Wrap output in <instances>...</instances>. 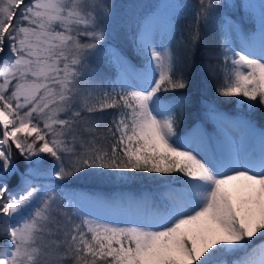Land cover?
<instances>
[{"label":"snow or ice","instance_id":"obj_1","mask_svg":"<svg viewBox=\"0 0 264 264\" xmlns=\"http://www.w3.org/2000/svg\"><path fill=\"white\" fill-rule=\"evenodd\" d=\"M227 7L197 0L189 43ZM236 7L251 27L223 18L209 71L220 96L264 107V0ZM110 14L107 0H0V264H264V129L216 148L178 137L167 94L187 83L175 52L146 18L136 68L105 48ZM132 172L182 186L158 206L61 186Z\"/></svg>","mask_w":264,"mask_h":264},{"label":"trees","instance_id":"obj_2","mask_svg":"<svg viewBox=\"0 0 264 264\" xmlns=\"http://www.w3.org/2000/svg\"><path fill=\"white\" fill-rule=\"evenodd\" d=\"M193 6L182 11L173 22L170 48L175 52L177 67L183 73L187 87L171 91L167 99L177 105L176 133H185L193 124L201 121L212 134L214 119L209 116V109L215 106L229 113H240L248 118L260 130L264 129V107L257 104L250 108L247 104L238 102V98L222 97L217 93L220 76L209 71L210 65L218 63L217 57L222 48L224 37L221 32V23L226 14L234 16V12L227 8L214 10L206 23L200 25V39L195 45L188 41V32L194 24L197 0H192ZM220 3V2H219ZM222 4V3H221ZM115 11L109 24H106L105 48L118 49L136 67L142 66L139 36L142 31L144 18L154 9V0H117ZM241 24L251 27V22L238 14ZM97 63L107 65L103 56L97 57ZM18 167L21 172L28 168L23 157L16 155ZM126 179H120L117 174L108 176L80 175L61 185L68 193L102 194L104 196L131 193L140 195L142 191L150 189L155 205H160L165 198L162 191L168 186L181 187L176 180V174H154L132 172L126 173ZM19 177H12L11 184H15ZM45 183H60L53 178ZM255 243L259 239L254 237ZM234 257L223 256L221 259L230 261Z\"/></svg>","mask_w":264,"mask_h":264},{"label":"rangeland","instance_id":"obj_3","mask_svg":"<svg viewBox=\"0 0 264 264\" xmlns=\"http://www.w3.org/2000/svg\"><path fill=\"white\" fill-rule=\"evenodd\" d=\"M116 1L117 0H107V3L111 6V14L106 24H109L111 21L112 14L115 11ZM218 2L229 5L227 9L235 13L234 16H231L230 14H226L225 16H228L236 20L237 22L241 23V19L238 17V14L243 16L245 20L250 21L249 19L250 10L247 7H236V5L258 4L260 0H218ZM154 5H155L154 9L144 18L143 24L145 23L146 18L150 19L152 23L156 25V31L154 33V39L156 41V44L157 45L163 44L166 47L170 48L171 32L173 30L174 19L182 11L186 10L189 7H192L193 1L192 0H154ZM176 5H180L181 7L177 9L175 7ZM170 20H171V24L169 23ZM141 35H142V31L139 36L140 41H141ZM113 49L118 50L115 48H112L111 50ZM141 56L143 59L142 60L143 63L141 66L142 68L143 65L146 63V61L142 53ZM136 68L139 69L140 67H136ZM208 111H209V116L214 119V123H215L214 128L217 130L215 133L212 134L207 130V128L203 125L201 121H197L196 123L193 124L192 128L189 129V131L180 134L177 133V136L180 138H190L193 142H198L201 139H203L204 141L208 142L213 148H216L226 136L231 137L237 142V144H239L242 136H252L254 134H258L260 131V129L256 125H254L248 118L241 115L240 113H229L227 111L218 108L217 106H215L213 109H209ZM235 121H246L251 127L250 129L237 127L234 124ZM170 189H174V187L168 186L165 189H163L162 196L164 198H166V194L170 191ZM106 197L124 198L125 200L147 199L154 206H158V204L155 205L154 203V199L150 189H146L142 191V193L137 196L132 195L131 193H125L123 195L120 194V195H112ZM127 218L133 219L135 217H127ZM0 243H3V241L0 240Z\"/></svg>","mask_w":264,"mask_h":264}]
</instances>
